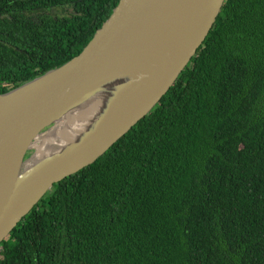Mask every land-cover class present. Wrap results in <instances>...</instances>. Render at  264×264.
<instances>
[{
	"label": "trees",
	"instance_id": "16d2710c",
	"mask_svg": "<svg viewBox=\"0 0 264 264\" xmlns=\"http://www.w3.org/2000/svg\"><path fill=\"white\" fill-rule=\"evenodd\" d=\"M119 0H0V94L77 56ZM0 264H264V0H225L153 110L62 179Z\"/></svg>",
	"mask_w": 264,
	"mask_h": 264
},
{
	"label": "water",
	"instance_id": "95a60500",
	"mask_svg": "<svg viewBox=\"0 0 264 264\" xmlns=\"http://www.w3.org/2000/svg\"><path fill=\"white\" fill-rule=\"evenodd\" d=\"M224 2L119 0L77 56L0 94V246L56 183L93 164L153 110ZM79 108L87 114L62 143L28 156L40 135Z\"/></svg>",
	"mask_w": 264,
	"mask_h": 264
},
{
	"label": "bare ground",
	"instance_id": "6f19581e",
	"mask_svg": "<svg viewBox=\"0 0 264 264\" xmlns=\"http://www.w3.org/2000/svg\"><path fill=\"white\" fill-rule=\"evenodd\" d=\"M86 114L87 112L84 109L79 108L66 115L64 119L58 122L49 132L40 135L33 144L37 148L35 158H41L62 143L77 128Z\"/></svg>",
	"mask_w": 264,
	"mask_h": 264
},
{
	"label": "rangeland",
	"instance_id": "374dc122",
	"mask_svg": "<svg viewBox=\"0 0 264 264\" xmlns=\"http://www.w3.org/2000/svg\"><path fill=\"white\" fill-rule=\"evenodd\" d=\"M36 151H37V148L36 147H33L32 150L28 153V156L35 155Z\"/></svg>",
	"mask_w": 264,
	"mask_h": 264
}]
</instances>
